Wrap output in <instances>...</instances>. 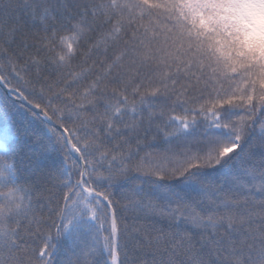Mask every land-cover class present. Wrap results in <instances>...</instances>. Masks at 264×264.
Wrapping results in <instances>:
<instances>
[{
    "label": "snow or ice",
    "instance_id": "6c2138e0",
    "mask_svg": "<svg viewBox=\"0 0 264 264\" xmlns=\"http://www.w3.org/2000/svg\"><path fill=\"white\" fill-rule=\"evenodd\" d=\"M264 0H0V264H264Z\"/></svg>",
    "mask_w": 264,
    "mask_h": 264
},
{
    "label": "trees",
    "instance_id": "16d2710c",
    "mask_svg": "<svg viewBox=\"0 0 264 264\" xmlns=\"http://www.w3.org/2000/svg\"><path fill=\"white\" fill-rule=\"evenodd\" d=\"M261 28L264 29V20L261 21ZM2 95H3V93H2V91H0V96H2Z\"/></svg>",
    "mask_w": 264,
    "mask_h": 264
}]
</instances>
